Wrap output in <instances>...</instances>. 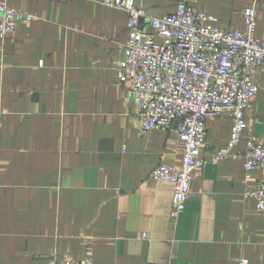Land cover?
Segmentation results:
<instances>
[{"label":"crops","instance_id":"1","mask_svg":"<svg viewBox=\"0 0 264 264\" xmlns=\"http://www.w3.org/2000/svg\"><path fill=\"white\" fill-rule=\"evenodd\" d=\"M180 1L134 3L161 17ZM185 1L215 18L206 25L229 30L243 28L251 3ZM2 2L31 19L0 36V264H264V215L243 195L264 170L245 183L241 159L197 168L184 211L170 217L171 185L149 174L179 166L183 146L173 126L142 132L117 81L127 14L99 0ZM255 36L264 39V0ZM253 82L257 95L232 153L247 139L264 142V62ZM230 126L226 112L209 119L202 152L225 147Z\"/></svg>","mask_w":264,"mask_h":264},{"label":"built area","instance_id":"2","mask_svg":"<svg viewBox=\"0 0 264 264\" xmlns=\"http://www.w3.org/2000/svg\"><path fill=\"white\" fill-rule=\"evenodd\" d=\"M99 2L127 14L125 57L114 69L128 101L134 105L139 129L146 132L173 126L183 146L179 166L158 164L149 174L154 182L171 185L170 217L177 220L184 211L195 169L229 157L241 159L245 183L251 180L253 170H264V142L247 139L243 150L231 152L246 127L244 112L257 95L253 74L264 62V39L255 36L259 0H251L243 10L241 30L206 25L207 20L215 18L185 0L174 12L161 17L147 15L134 0ZM22 18L31 16L2 2L0 36L13 32ZM141 23L151 31L140 30ZM223 112L231 122L227 144L207 155L202 152L207 148V121ZM243 195L254 198L256 211L264 215V179ZM141 237L147 235L142 233ZM47 264L92 262L88 258H51ZM240 264H247V260L241 259Z\"/></svg>","mask_w":264,"mask_h":264}]
</instances>
